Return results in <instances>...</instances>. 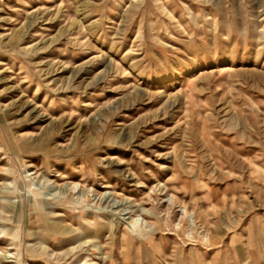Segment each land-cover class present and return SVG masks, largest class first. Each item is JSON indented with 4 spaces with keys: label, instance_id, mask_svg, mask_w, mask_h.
<instances>
[{
    "label": "rangeland",
    "instance_id": "obj_1",
    "mask_svg": "<svg viewBox=\"0 0 264 264\" xmlns=\"http://www.w3.org/2000/svg\"><path fill=\"white\" fill-rule=\"evenodd\" d=\"M0 264H264V0H0Z\"/></svg>",
    "mask_w": 264,
    "mask_h": 264
},
{
    "label": "bare ground",
    "instance_id": "obj_2",
    "mask_svg": "<svg viewBox=\"0 0 264 264\" xmlns=\"http://www.w3.org/2000/svg\"><path fill=\"white\" fill-rule=\"evenodd\" d=\"M132 224H133V226H134V228L137 226V223L135 222V220L134 221H132ZM13 235V234H12ZM16 237V236H15ZM14 237V238H15ZM131 239H134V238H131ZM133 242V241H132ZM134 242H135V240H134ZM123 243V242H122ZM127 245V244H126ZM126 253V252H125ZM126 257V256H125Z\"/></svg>",
    "mask_w": 264,
    "mask_h": 264
}]
</instances>
